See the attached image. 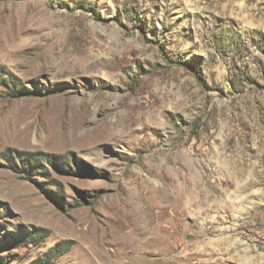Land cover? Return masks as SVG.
Instances as JSON below:
<instances>
[{
	"label": "rangeland",
	"instance_id": "rangeland-1",
	"mask_svg": "<svg viewBox=\"0 0 264 264\" xmlns=\"http://www.w3.org/2000/svg\"><path fill=\"white\" fill-rule=\"evenodd\" d=\"M0 263L264 264V0H0Z\"/></svg>",
	"mask_w": 264,
	"mask_h": 264
},
{
	"label": "bare ground",
	"instance_id": "bare-ground-1",
	"mask_svg": "<svg viewBox=\"0 0 264 264\" xmlns=\"http://www.w3.org/2000/svg\"><path fill=\"white\" fill-rule=\"evenodd\" d=\"M164 213H165V212H164ZM164 213H163V214H164ZM172 213H173V212H172ZM161 214H162V213H161ZM163 214L161 215V217H163ZM165 214H166V213H165ZM165 214H164V215H165ZM121 216H122V215H121ZM158 216H159V215H158ZM166 216H167V215H166ZM166 216H165V217H166ZM175 216H177V215L175 214ZM175 216L173 215V217H172L171 219H168V218H167V219H165V218L163 219V218H161V217H158V219H157L158 221H156V222L158 223V225L160 224V227H159V228L162 229V230L170 228L167 224H168V223H171V222H172V223L176 222V221L174 220V217H175ZM155 218H156V217H155ZM175 219H176V218H175ZM173 221H174V222H173ZM118 222H119V221H118ZM172 223H171V224H172ZM176 223H177V222H176ZM156 226H157V225H156ZM172 226L174 227V224H172ZM172 226H171V227H172ZM177 226H178V225L176 224V227H177ZM140 227H141V226H140ZM176 227H174V228L176 229ZM151 228H152V227H151ZM154 228H155V226H154ZM160 229H159V230H160ZM171 229L173 230V228H171ZM127 230H128V229H127ZM140 230H141V229H140ZM156 230H157V229H156ZM172 230H171V231H172ZM177 230H178V229H177ZM166 231H167V230H166ZM164 232H165V231H164ZM168 232H169V231H168ZM131 234H132V233H131ZM144 234H145V233H144ZM144 234H143V235H144ZM168 234H169V235L164 239L165 241H169V238L171 237V236H170V233H168ZM172 234H173V233H172ZM174 234H175V233H174ZM155 235H156V234H155ZM163 235H164V234H163ZM165 235H166V234H165ZM144 236H145V235H144ZM159 236H160V235H159ZM159 238H160V237H159ZM161 239H163V237H162ZM170 239H171V238H170ZM174 239H175V238H174ZM178 239H179V238H178ZM170 242H172V244H174L175 246H177L176 241H170ZM170 242H169V243H170ZM177 242H178V241H177ZM108 243H109V242H108ZM148 245H149V244H148ZM179 245H180V244H179ZM184 247H185V246H184ZM187 247H188V246H187ZM178 248H179V247H178ZM185 248H186V247H185ZM176 249H177V248H176ZM170 250H171V249H170ZM99 251H100V250H99ZM102 251H103V250H102ZM103 256H104V255L100 253L99 255H97V259L100 261V260H101L100 257L103 258ZM94 260L96 261V259H94ZM96 263H97V262H96Z\"/></svg>",
	"mask_w": 264,
	"mask_h": 264
},
{
	"label": "trees",
	"instance_id": "trees-1",
	"mask_svg": "<svg viewBox=\"0 0 264 264\" xmlns=\"http://www.w3.org/2000/svg\"><path fill=\"white\" fill-rule=\"evenodd\" d=\"M1 264V263H0Z\"/></svg>",
	"mask_w": 264,
	"mask_h": 264
}]
</instances>
